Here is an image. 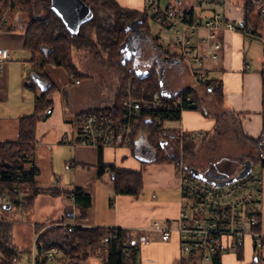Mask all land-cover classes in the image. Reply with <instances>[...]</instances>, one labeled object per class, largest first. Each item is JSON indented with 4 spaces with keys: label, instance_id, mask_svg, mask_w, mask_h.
Masks as SVG:
<instances>
[{
    "label": "crops",
    "instance_id": "1",
    "mask_svg": "<svg viewBox=\"0 0 264 264\" xmlns=\"http://www.w3.org/2000/svg\"><path fill=\"white\" fill-rule=\"evenodd\" d=\"M115 1L122 8L142 11L145 7L143 0ZM248 1L227 0L223 7L206 4L195 9L197 16L202 19L208 18L213 12H219L234 24L250 29L256 37L251 38L238 32L220 30L210 33L214 40L222 44V49L217 61L207 65L206 73L210 81L219 85L222 100L221 102L216 101L211 87L199 85L195 91L198 109H186L182 112L180 121L168 122L173 128L180 125L188 134L195 131L203 133L202 136L194 139L195 156L185 161L186 167L193 165L200 170L205 169L210 161L223 157V151L208 147L210 144L214 145L211 141H214V129L219 115L226 117L224 125L228 127L225 132L230 142L234 144H237V136L258 139L262 133L264 122V0L256 3H248ZM177 3L180 7L187 8L190 0H180ZM251 5L255 8L250 10ZM1 11L0 9V15L6 16L8 22L6 27L0 30V48L7 51V60L0 68V143L16 141L19 118L29 116L34 112L35 105L40 101L42 92L48 86L40 73H43L55 87V90L48 96L51 100L49 106L51 111L49 114L44 111L35 129L33 165L38 172L36 177L38 193L29 208L25 210L21 207L16 208L21 218H24L26 213L27 219L24 225L30 228L31 248L28 250L20 247L18 232L24 235L26 229L22 227L24 225L17 227L16 212L9 210L3 214L4 218H2L6 222L0 223V241L9 243L20 252L12 264H35L39 259H45L41 254L43 251L37 249L34 238L45 227L60 223L125 229L133 235V241L142 236L146 238L142 256L147 246H161L169 252L166 264H180V257L188 251L182 246L181 250H178L177 237H172L174 234L168 241L151 245L149 237L152 239L160 235L143 230L150 227L152 221L155 220L160 223L166 221L174 223L178 214L179 200L175 164L169 161H155L154 148L148 140L149 127L146 125L139 127L130 145L97 149L83 145L72 146L62 141V135L72 132L74 123L79 120L83 112L100 106H111L113 103L97 105L100 103L97 100L93 104L90 103L91 99H98V95H95L90 90L92 87L86 83L87 74L85 78L79 79V84H74L62 67L50 64L42 66V55H32L24 47L26 17L18 12L6 15ZM249 11H254L252 13L254 21L260 20L261 23L259 22L257 26L262 31V35L249 27ZM171 64L175 68L172 73L167 74L170 77L164 91L174 93L187 83V76L177 60L171 61ZM100 72L102 73L100 75L108 78L106 72L103 70ZM36 75L42 81L35 80ZM233 123H235V128ZM204 140H207L205 143L209 144L205 145ZM176 144L177 138H170L164 143V147L169 154H172L175 152ZM242 149L245 150L244 146L233 152L234 158H237L238 154L245 153ZM100 162L107 167L139 172L142 181L141 191L136 195L115 193L111 171L106 169L101 176L97 175ZM67 164L70 165L69 168L65 167ZM230 164L226 172L232 173L236 170V166L234 163ZM74 187H82L91 195V205L84 219L76 218L77 210L66 195V192ZM29 195L30 191L24 190L20 196ZM59 197L62 198L59 199ZM41 198L45 199L41 200ZM263 203L264 186L261 208H263ZM42 224L46 226L36 231V225ZM260 229L264 232L263 221H261ZM33 249L39 253L34 262L31 257ZM225 256L230 255L228 253ZM22 257L23 262H21ZM55 260L46 261L52 263ZM207 262L211 264V261Z\"/></svg>",
    "mask_w": 264,
    "mask_h": 264
},
{
    "label": "trees",
    "instance_id": "2",
    "mask_svg": "<svg viewBox=\"0 0 264 264\" xmlns=\"http://www.w3.org/2000/svg\"><path fill=\"white\" fill-rule=\"evenodd\" d=\"M81 1L88 6L91 14L74 31L68 30L63 21L51 9V0H0V9L2 10V14L8 15L14 11H19L27 16L24 47L32 55H42V66L50 64L62 67L69 76L73 75L77 79H82L86 75L77 71L72 62L71 49L73 47L78 49L98 47L106 53L108 68L116 75L119 81V88L113 104L104 107L103 110H111L120 105L124 97L126 83L130 78H132V95L134 97H148L153 92H161V84L155 74L138 76L130 69L127 62L121 64L119 47L124 42L128 33L125 31V27L132 22H138V27L148 34L149 27L146 9L137 11L122 8L115 0ZM257 1L259 0H255V2ZM153 42L157 47L156 41L154 40ZM40 76L46 80L48 86L42 92L41 99L35 105L34 112L29 116L19 118L16 141L0 143V193L5 192L7 194V201L9 203L8 209L2 208V212H7L12 207H21L24 210L29 208L38 193V189L36 188L38 172L33 165L35 129L40 116L51 105V100L48 96L55 90L53 84L45 78L43 73H40ZM213 84V81H209L205 86L211 87L216 101L221 102L222 94L220 87L213 88ZM192 94L195 98V92H192ZM99 109L95 108L92 110ZM84 113L79 116V120ZM155 117H159L161 122H174L179 119V114L177 111L168 109L144 111L137 127V129L145 125L149 127L148 140L154 148L155 161H169L177 167L179 162L178 140L174 153L169 154L164 147L166 141L170 138H176V133L174 130L156 132L153 124ZM220 120L217 117L216 123L221 122ZM225 122L226 117L222 119V124L220 125H224ZM233 125L235 128V123ZM227 127L224 125V129L220 134H215L217 129H214V135H222L225 133ZM136 133L137 130L132 134V138ZM161 136L163 139H160ZM236 138L237 142L244 146L245 153L237 158L220 157L210 161L207 168L201 169L208 177L215 180H225L236 174L245 160H250L251 167L259 165L264 171V122L262 133L258 139L241 137V135ZM194 148V140L189 141L185 137L182 145V159L184 163L195 156ZM223 160H229L231 163H234L236 170L232 173L222 170L218 175H215L211 170L216 169L218 164ZM190 167H193V165H188L187 170ZM106 169L110 170L113 176L112 183L115 193L136 195L141 191L142 181L139 172L115 169L111 166L107 167L100 162L97 167V175L101 176ZM24 190H29L30 195L21 197L20 195ZM66 195L68 198L71 196L74 198L73 204L77 210L76 218L84 219L91 205L90 193L82 187H74L71 191L66 192ZM44 226L46 224L36 225L35 229L38 231ZM110 233L112 234L111 238L105 241L104 239ZM133 239L134 237L129 231L120 228L86 227L80 225L74 227L72 231H68L63 225H50L38 233L35 245L39 251H46L57 247L60 249L61 255L52 263L42 258L36 261L35 264H85V261L89 257L100 254L103 255L100 264H136L138 249L130 248L127 257H124L121 252L124 241L137 244L138 240L133 241ZM243 249L244 246L234 252L238 260L243 259ZM250 249L254 252L251 244ZM19 254L20 252L9 245V243L0 241V264H12V259L15 258L16 260ZM225 255L215 254L211 258V264H222L221 259ZM257 256L254 252V256L246 264H264ZM201 260L199 253L188 251L180 257V264H199Z\"/></svg>",
    "mask_w": 264,
    "mask_h": 264
},
{
    "label": "built area",
    "instance_id": "3",
    "mask_svg": "<svg viewBox=\"0 0 264 264\" xmlns=\"http://www.w3.org/2000/svg\"><path fill=\"white\" fill-rule=\"evenodd\" d=\"M177 1L180 0H143V3L147 15L160 28L173 34L171 46L159 44L157 49L167 60H177L181 64L187 76V83L176 92H169L170 96H164L162 92H153L148 97H134L130 78L118 107L85 112L80 120L74 123L72 132L62 135V141L72 146L83 145L97 149L130 145L132 134L138 130V123L144 111L160 109L177 111L179 114L177 121H180L184 110L198 109V102L192 92H195L199 85H205L210 81L206 73L207 65L217 61L222 49V44L214 40L210 33L220 30L256 37L250 29L234 24L219 12H213L204 19L195 12V9L203 4L223 7L227 0H190L187 8L180 7ZM7 22V17L0 15V30L6 27ZM6 60L7 51L0 48V68ZM69 77L72 83H80L73 75ZM218 87L219 85L213 84V88ZM50 111L48 108L45 113L49 114ZM168 122L170 121L161 122L159 117L153 120L156 132L173 129L178 140L179 162L175 167L176 187L179 193L178 214L174 223L169 221L160 223L155 220L150 227L143 229L144 232H156L162 241H168L172 234H177L184 250L199 253L204 261H211L215 254L235 252L248 241L257 257L264 262V232L260 229L263 178L252 174L251 169L244 177L222 187H214L194 178L184 165L182 145L185 137L193 141L203 133L195 131L188 134L180 125L173 128ZM65 167L69 168L70 165L67 164ZM7 199L5 192L0 193V223L6 222L1 212L3 205L8 203ZM68 199L71 202L74 200L73 196ZM60 224L68 231L80 226L76 223ZM111 236V233L108 234L104 240L108 241ZM138 246L124 241L121 252L127 257L129 249H138ZM35 250L33 249L31 253L33 262L39 255ZM41 254L47 261H52L61 255V251L53 247ZM12 261H15V258Z\"/></svg>",
    "mask_w": 264,
    "mask_h": 264
},
{
    "label": "rangeland",
    "instance_id": "4",
    "mask_svg": "<svg viewBox=\"0 0 264 264\" xmlns=\"http://www.w3.org/2000/svg\"><path fill=\"white\" fill-rule=\"evenodd\" d=\"M255 1V0H254ZM243 3V2H242ZM256 3V2H254ZM206 4H203V6H205ZM145 8V7H144ZM199 8V7H198ZM254 6H250V10L254 9ZM14 12H18L21 15L25 16V24L27 26V16L19 11H14ZM249 15H248V25L250 28H252V30L256 31L257 33L262 35V31H260V28H258L257 24L260 22L259 19H256L254 21L253 19V15L252 13H254V11H249ZM91 14V12L89 11V13L87 14V16L89 17ZM261 23V22H260ZM148 36L151 40H155L157 44L162 43L164 45H172L171 44V40L173 37V34L165 29L160 28L149 16H148ZM257 42V41H256ZM263 45V43H262ZM71 58H72V62L75 65L77 71H79L80 73L83 74H87V84L89 86L92 87V89L90 88V90L95 94L98 95V99H91L90 103L93 104L96 100L98 102H100L97 105H107V104H111L114 102L117 90H118V86H119V81L116 77V75L110 70V68H108V64H107V54L104 53L102 50H100V48L98 47H89V48H72L71 49ZM100 70H103L104 72H106L108 74V78H105L104 76L100 75L102 74L100 72ZM109 74H111V76L109 77ZM105 106H100L97 108H100L98 111L103 110ZM221 120V122H219L218 124H216L215 126V130L217 129V132L215 134H220L221 131L224 129V125H220L222 124V119H225L224 116H218ZM237 124V121H236ZM149 130V128H148ZM239 130H237L238 132ZM216 138L214 139V141H211V143H214V145L210 144L208 147H214V149L218 148L220 149V151H223L222 156L223 157H230V158H234V156L232 154H234L233 152H235V150L237 151L238 149H241L242 144H239L237 142V144H234L233 142H230L231 140L229 139V136L226 135V132L223 133L222 135H214ZM160 139H163L162 136L160 137ZM166 139V138H165ZM168 140V139H166ZM204 140L203 142L205 143ZM202 142V143H203ZM209 143H205V145H207ZM243 147V146H242ZM244 150V149H242ZM172 151V149H171ZM245 151V150H244ZM243 151V152H244ZM242 154V153H241ZM241 154H238V156H241ZM231 162L229 160H223L222 162H220L218 164V167L216 169H212L211 171H213V173H215V175H218V173H220L222 170H228L230 167ZM251 172L252 174H254L255 176L258 177H262L264 180V171L261 169V167L259 165H253L251 167ZM237 173V172H236ZM62 197H59V199H61ZM45 198H41V200H43ZM263 199V198H262ZM12 212H16V217L15 220L16 222H18L16 225L17 227H21V225L25 224V220L27 219L26 217V213H25V217L21 218V216H19V212H17V209L15 207H12V209H10ZM8 212V211H7ZM261 212H262V217H261V221H263V228H264V203H263V208H261ZM6 212L3 211L1 212L2 217L4 218V215ZM28 214V213H27ZM153 222V221H152ZM20 223V224H19ZM151 226V225H150ZM25 227V234H21L18 232V239L20 242V247H25L26 249H30L31 248V233H30V228L29 226H22ZM21 232V231H20ZM173 235V234H172ZM145 236V235H144ZM172 237H177V246H178V250H181V244L179 242V238L177 234H174ZM149 242L152 245V243H157V242H162V240L160 239V236H155L152 239L149 237ZM138 240V241H137ZM146 238L140 237L139 239H135V241H137L136 243L139 244V250L137 252V263L136 264H166L167 261V257H168V250L161 247V246H151L145 248L143 256H142V252L144 249V246L146 245L145 242ZM149 245V244H148ZM150 246V245H149ZM243 259L242 260H238L234 254V252H230L229 255L230 256H223L221 259L222 264H243L244 262H248L249 260L252 259V257L254 256V252L250 249L249 247V243L248 241L244 242V249H243ZM26 256V255H24ZM24 258L22 257V261ZM103 259V255H98V256H94V257H89L86 261L85 264H100L102 262ZM199 264H209V262L207 261H200Z\"/></svg>",
    "mask_w": 264,
    "mask_h": 264
},
{
    "label": "water",
    "instance_id": "5",
    "mask_svg": "<svg viewBox=\"0 0 264 264\" xmlns=\"http://www.w3.org/2000/svg\"><path fill=\"white\" fill-rule=\"evenodd\" d=\"M51 9L54 13L63 21L66 28L70 31H74L80 23L84 22L88 19L87 14L89 13L88 6L81 0H51L50 2ZM134 27H138V22H132L130 25L125 27V31H129ZM129 35L125 37L124 42L119 47V52L121 53V64H125L127 59H130L129 54ZM35 80L42 81L39 76H35ZM161 92L164 96H170V93L164 91V87L161 85ZM251 169V162L250 160H245L242 163V167L240 170L228 177L225 180H215L208 177L202 170L196 167H190L188 172L191 176L201 181L207 182L208 184L214 187H222L229 183L234 182L237 179L244 177ZM9 203H5L3 208L8 209Z\"/></svg>",
    "mask_w": 264,
    "mask_h": 264
},
{
    "label": "flooded vegetation",
    "instance_id": "6",
    "mask_svg": "<svg viewBox=\"0 0 264 264\" xmlns=\"http://www.w3.org/2000/svg\"><path fill=\"white\" fill-rule=\"evenodd\" d=\"M127 35L131 56L125 62L129 64L130 69L138 76L155 74L160 84L166 88L170 77L167 74L172 73L175 66L160 55L155 43L142 28L134 27Z\"/></svg>",
    "mask_w": 264,
    "mask_h": 264
}]
</instances>
